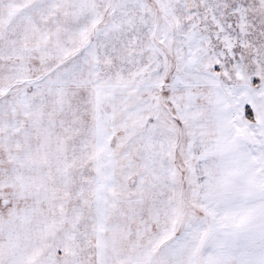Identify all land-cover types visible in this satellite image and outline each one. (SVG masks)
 <instances>
[{
    "label": "snow or ice",
    "instance_id": "1",
    "mask_svg": "<svg viewBox=\"0 0 264 264\" xmlns=\"http://www.w3.org/2000/svg\"><path fill=\"white\" fill-rule=\"evenodd\" d=\"M0 264H264V0H0Z\"/></svg>",
    "mask_w": 264,
    "mask_h": 264
}]
</instances>
